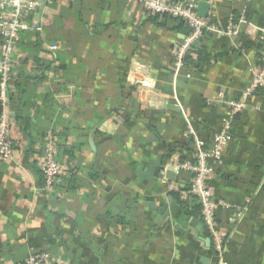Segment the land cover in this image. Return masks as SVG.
<instances>
[{"label": "crops", "instance_id": "0c3cea01", "mask_svg": "<svg viewBox=\"0 0 264 264\" xmlns=\"http://www.w3.org/2000/svg\"><path fill=\"white\" fill-rule=\"evenodd\" d=\"M195 1L210 5L214 30L197 49L211 60L178 74L187 35L138 4L53 0L32 16L43 33L21 36L10 81L15 151L0 164V264L45 252L65 264H216L202 217L172 195L193 207L182 194L193 175L175 170L180 153L168 158V147L188 141L189 125L211 141L264 64V0ZM233 23L237 36L226 34ZM1 45L0 36V55ZM150 79L151 97L141 89ZM52 132L65 172L48 192L39 163ZM211 185L230 206L217 213L228 263L264 264V90L237 117Z\"/></svg>", "mask_w": 264, "mask_h": 264}, {"label": "built area", "instance_id": "2783aa9c", "mask_svg": "<svg viewBox=\"0 0 264 264\" xmlns=\"http://www.w3.org/2000/svg\"><path fill=\"white\" fill-rule=\"evenodd\" d=\"M53 0H0V36L2 39L0 55V164L13 159L15 143L12 137V121L10 110V81L13 75L15 60L20 53L18 41L27 33H43L41 24L32 16ZM129 4H138L150 16H168L184 21L191 29L178 48L175 50V67L178 74L188 63L187 56L195 58L197 46L207 30H214L212 18L199 15V6L195 0H127ZM239 28L233 23L226 32L237 36ZM53 54V60L59 59V46H48ZM154 80L143 81L141 89L151 97L154 93ZM139 88V87H138ZM258 90H264V64L252 70L250 84L244 89L241 99L229 103L228 114L213 135L211 141L205 139L199 131L189 125V138L193 141L195 150L194 161L178 160L175 163L177 172H190L193 175L191 188L183 192L185 198H194L200 207L203 225L212 242L216 264H229L226 259V235L221 229L217 213L221 208L230 207L228 203L216 197L211 185L216 174V164L221 160L238 116L246 107L249 98ZM60 141L56 133L48 134L39 163V170L44 179V190L52 192L61 181L65 167L58 161ZM13 264H65L58 256L51 253H36L30 255L24 263Z\"/></svg>", "mask_w": 264, "mask_h": 264}, {"label": "trees", "instance_id": "16d2710c", "mask_svg": "<svg viewBox=\"0 0 264 264\" xmlns=\"http://www.w3.org/2000/svg\"><path fill=\"white\" fill-rule=\"evenodd\" d=\"M157 17L159 18L160 15H157ZM163 17L166 18V19H172V20L178 21L179 29L185 35H189L191 33L190 27L184 21L176 19V18H171V17H168V16H163ZM195 54L197 55V58H192L191 56H187L186 62L188 63V65L195 62L197 64V67L201 68L202 66H205V65L209 64V62L211 60V57L207 53L203 52L202 50L196 49ZM238 116H236V119H237ZM168 151L170 153L168 158L172 157L176 152H179L180 153L179 160L181 162L182 161H186V160L194 161L195 150H194V147H193V141L190 138L185 143H177V144L170 145L168 147ZM94 174L96 176H99L100 172L95 170ZM180 193H182V192H180ZM172 195L176 199L180 200L184 210L186 211V213L189 216H193L194 218H201L200 207L197 204H195V199L194 198H192V197L189 198L190 202L193 203V204H191L193 207H188L187 204L184 201H182L181 198H179L180 194H178L177 192H172Z\"/></svg>", "mask_w": 264, "mask_h": 264}, {"label": "water", "instance_id": "95a60500", "mask_svg": "<svg viewBox=\"0 0 264 264\" xmlns=\"http://www.w3.org/2000/svg\"><path fill=\"white\" fill-rule=\"evenodd\" d=\"M79 2H80V0H76V4H79ZM209 9H210V5L209 4H207L206 2H201L200 3V6H199V15L202 16V17H206L208 15ZM173 175H174L173 172H171V171H168L167 172V176H173ZM163 210H161L160 212L164 216L167 213V211H168V207H166L165 213L163 212ZM207 243L210 244L211 243V240L209 239L207 241ZM206 261H207V259H204L203 260V262L205 264H206Z\"/></svg>", "mask_w": 264, "mask_h": 264}]
</instances>
